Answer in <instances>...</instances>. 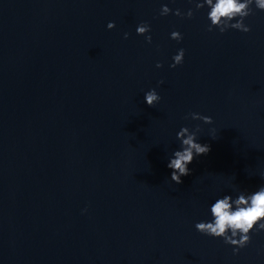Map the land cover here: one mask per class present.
I'll use <instances>...</instances> for the list:
<instances>
[{"label": "water", "instance_id": "obj_1", "mask_svg": "<svg viewBox=\"0 0 264 264\" xmlns=\"http://www.w3.org/2000/svg\"><path fill=\"white\" fill-rule=\"evenodd\" d=\"M163 4L195 9L0 0V264H264V231L233 254L195 228L218 197L264 184V11L220 33L207 7L182 18ZM197 125L211 150L176 184V134Z\"/></svg>", "mask_w": 264, "mask_h": 264}, {"label": "clouds", "instance_id": "obj_2", "mask_svg": "<svg viewBox=\"0 0 264 264\" xmlns=\"http://www.w3.org/2000/svg\"><path fill=\"white\" fill-rule=\"evenodd\" d=\"M195 4V9L189 8L186 12L179 8L175 10L163 4L160 9V15L165 16L173 13L179 17L192 18L195 11H199L207 7V18L210 23L207 25L209 32L218 30L224 33L229 29H236L242 32H250L251 25L246 24L245 18L254 14L255 10L264 11V0H189ZM109 29L115 27V22L110 21L107 24ZM150 24L141 22L136 27L138 35H144L148 43L152 42L150 34ZM130 34L124 33L125 39ZM170 37L177 42L183 39L179 31H172ZM185 50L178 49L173 56V63L170 67H176L183 64ZM162 62L158 61L157 68L162 67ZM159 83H163L160 81ZM161 96L155 88L145 92V101L148 106L152 107L159 103ZM193 120H202L206 124H211L213 119L211 116L202 115L198 112L188 114ZM187 118V117H186ZM200 126L197 125L195 130H190L188 126H182L177 132V139L181 141L180 148L175 150L169 159L167 167L172 169L171 181L176 184L182 183V177L190 175L191 169L188 167L193 160L201 155H207L211 150L209 144L198 142L197 133ZM214 131V130H213ZM264 179V174H262ZM86 211V209H85ZM210 220H201L195 224L198 232L214 237L222 238L226 244L233 247V254L239 253L241 248L251 243L252 234L264 231V184L253 192L246 190L238 191L233 197L231 194H225L218 197L214 203L210 205Z\"/></svg>", "mask_w": 264, "mask_h": 264}]
</instances>
